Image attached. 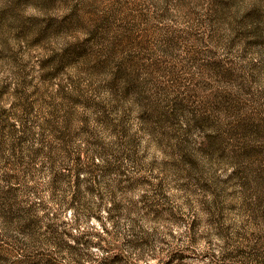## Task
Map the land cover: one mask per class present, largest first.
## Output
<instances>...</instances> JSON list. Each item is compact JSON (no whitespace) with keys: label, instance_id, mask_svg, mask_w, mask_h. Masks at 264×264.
<instances>
[{"label":"rangeland","instance_id":"obj_1","mask_svg":"<svg viewBox=\"0 0 264 264\" xmlns=\"http://www.w3.org/2000/svg\"><path fill=\"white\" fill-rule=\"evenodd\" d=\"M39 2L49 5L54 0ZM233 3L235 0H166L164 11H153L151 17L141 10V20L150 21L156 31L148 27L136 31L133 21L122 25L125 35L121 43L144 49L154 40L173 57L171 64L167 57L152 59V64L172 71L177 87L183 80L173 71L175 57H183L181 68L187 65L195 71L186 77L193 79L191 85H185L192 90L173 97L171 112L165 100V107L147 114L148 120L141 113L129 117L130 124L119 130L128 147L120 152L107 142L117 130L109 131L104 119L93 123L81 116L83 122L74 128L76 120L65 115L69 103L80 100L68 94L70 81L60 79L62 69L52 74L49 66L55 54L41 41L50 30L59 32L73 21L53 27L50 20L26 41L24 37L38 19L27 23L25 13L29 7L36 8V13L40 8L34 0H0V30L21 41L16 49L11 48L10 40L0 47V262L84 264L79 259L84 254L80 245L98 248L103 254L99 264L117 260L124 264H243L238 257L254 256L257 244L248 247L247 242L264 239V232L258 231L264 226V87H259L264 81L256 65L248 67L244 61L251 48H264V24L260 23L264 12L254 7L236 20L229 51L243 41L239 59L232 54L221 56L218 48L197 45L203 32L205 40L211 38L205 21L210 26L222 22ZM169 4L175 7L174 13ZM204 4L207 11L202 16L196 5ZM103 23L111 26L112 21L105 17ZM189 40L194 42L191 46L185 43ZM86 51L82 42L69 45L60 67ZM149 56L144 52L140 58ZM119 74L130 76V66L122 64ZM134 87L132 84L126 91ZM185 112L192 113V127L217 129L206 133L205 151L217 155L229 168L228 160L238 161L242 167L233 168L227 176L204 177L186 171L173 159L156 124L174 122L177 113ZM221 114L233 119L221 124ZM181 160L190 163V158ZM245 161L259 163L250 168ZM219 170L217 167L216 172ZM248 190L256 194L255 201L245 195ZM133 211L140 213L139 219L131 216ZM118 218H131L137 224L143 221L140 232L133 231L119 241L135 251L133 261L126 259L124 251L109 246ZM84 222L92 228H81ZM19 249L25 250L13 259L14 250ZM256 264H262L261 260Z\"/></svg>","mask_w":264,"mask_h":264},{"label":"clouds","instance_id":"obj_2","mask_svg":"<svg viewBox=\"0 0 264 264\" xmlns=\"http://www.w3.org/2000/svg\"><path fill=\"white\" fill-rule=\"evenodd\" d=\"M34 2L40 8V11L36 13V8L29 7L25 13L26 22L31 23V18H37L38 23L33 25L32 30L27 33L24 39L31 41L50 20L53 22V27L61 22L68 24L69 20L73 21L70 27H66L59 32L50 30L41 42L46 49L55 54V59L52 60L49 66L52 74L55 75L58 69H62L60 79L63 80L67 77L70 81V84L66 85L69 89L68 94L78 96L80 100L79 103H69L68 112L65 115L69 120H76V124L73 125L74 128L83 122L80 120L81 116L91 119L93 123L97 118L104 119L109 131L113 128L117 130L115 136L109 135L107 137V142L113 151L123 152L128 147L126 142H123L119 130L130 124V116L141 113L144 119L148 120L147 114L165 107V100L167 101V110L171 112L173 97L178 92L183 95L185 91L192 90L190 87L185 88V85L189 86L193 81V79H186V77L190 76L195 69H190L187 65L181 68L180 65L184 64L182 56L175 57L177 68L173 71L179 76L180 80H183V83L177 87V81L173 77L172 71L157 69L152 64V59L157 57L161 59L167 57L169 64L173 61V57L158 47L156 41L149 42L148 47L144 49H140L133 44L121 43L125 35V28L122 25L129 21L136 22V31H141L145 27H148L151 31H156L150 21L141 20V10L151 17L153 11H164L166 0H144L148 7H144L141 0H54L49 5H43L39 0H34ZM168 7L171 12L176 11L173 5L169 4ZM196 7L199 8L202 16L206 14V4L196 5ZM254 7H259L264 12V0H235L231 8L225 10L224 15L226 18L222 22L210 26L205 21L204 25L212 35L211 38L205 40L206 33L203 32V39L197 45L205 49L218 48L221 56L232 54L239 59L243 41L235 44V47H232L230 51L229 42L235 35L234 25L236 20ZM32 13H36V16H31ZM66 17L68 20L65 19ZM105 17L110 18L112 21L111 26H106L103 23ZM76 18L79 20L78 23L74 22ZM260 23L264 24V20ZM253 26V24L247 25L249 28ZM11 31L14 32L15 29ZM6 40H10L12 49H16L18 44L21 43V41L12 38L9 31L0 30V47H5L4 41ZM77 42L84 43L87 51L75 60L64 62L63 66L60 67L61 56L65 48ZM185 43L191 46L194 42L189 40ZM35 50H40L39 45ZM144 52L149 53L150 56L141 59L140 56ZM136 53H140V55H136ZM41 54L47 55L48 53ZM101 62L103 63L102 68L99 67ZM244 63L248 67L255 64L260 80L264 81V48L253 47L248 50L247 59ZM122 64L130 66V76L119 74ZM12 67H17V65ZM5 75H8L9 79H13L7 72H5ZM196 76H199V73H196ZM132 84H135V87L131 91H126ZM259 87H264V83H261ZM73 88L76 89L74 93ZM85 105L90 106L85 107ZM63 119L64 116L61 117L62 121ZM229 119H233V117L221 114L219 123L226 125ZM192 124L191 112H185L182 115L177 113L174 122L166 120L161 124H156L159 131L164 134L166 150L174 154L173 159L180 161L181 166L186 171L195 175L203 173L204 177L214 178L213 174L223 177L227 176L233 168L237 170L242 167L240 162L227 159L231 163V168H229L228 163L221 161L217 155L204 150L207 146L206 133H214L217 130L216 128L206 127L201 130L198 127H192ZM117 137H120V139H117ZM181 157L190 158V163L185 164ZM144 163H147V159L144 160ZM244 163H248L250 168H254L259 161H245ZM221 164H223L222 167ZM217 167L220 168L219 172H216ZM226 168L227 171H225ZM234 176L240 180V176ZM143 190L141 189V191ZM250 191H246L245 195L249 200L255 201L256 194H249ZM196 211H199V206H197ZM127 212L128 209H125L126 215ZM139 214L133 211L131 216L139 219ZM200 215L203 216L204 213H200ZM83 219L86 221L87 217ZM129 224L133 226L131 229L128 227ZM142 224V220L137 224L136 220L131 218L119 220L116 227L112 229L114 238L109 240V246L113 248V251H124L127 260H135V251L131 247L119 244V241L126 236H131L133 231L140 232ZM81 228L91 229L92 224L84 222ZM258 231L264 232V226H261ZM117 234H119L118 238H115ZM144 234L141 233V235ZM17 235L21 234L17 233ZM23 239L27 240L28 237L25 236ZM92 239L95 240L97 237L93 236ZM184 242L187 243V237H185ZM72 243H75V241H72ZM236 243H239V241ZM253 243L257 244L254 256L238 257V261L242 260L243 264H256V260L260 259L264 264V239L255 240L250 238L247 246L251 247ZM80 247L83 249L84 254L79 259L84 264H99L98 258L103 254L98 248H93L91 245L87 248H84L83 245H80ZM24 250H14L13 259ZM0 264H3V262H0ZM115 264H124V262L117 260Z\"/></svg>","mask_w":264,"mask_h":264}]
</instances>
